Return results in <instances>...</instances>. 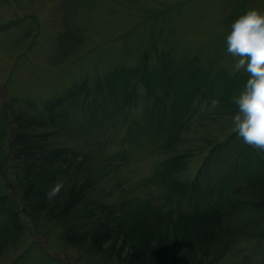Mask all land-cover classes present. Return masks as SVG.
I'll list each match as a JSON object with an SVG mask.
<instances>
[{
  "label": "rangeland",
  "instance_id": "374dc122",
  "mask_svg": "<svg viewBox=\"0 0 264 264\" xmlns=\"http://www.w3.org/2000/svg\"><path fill=\"white\" fill-rule=\"evenodd\" d=\"M251 8L264 11V0H0V114L11 117L12 111L21 110L30 118L43 119L46 100L63 96L75 83L85 81L91 88L113 68L135 66L147 52L150 65L156 62L155 53L165 50L173 62L196 56L202 68L212 60V68L232 72L235 60L227 53L226 36L232 23ZM82 104L85 109L73 107L74 114L61 130L54 123L45 129L55 132L47 137L52 145L74 152L73 162L83 159L80 173L65 176L63 182L90 179L87 195L96 202L116 205L154 198L157 191L148 180L157 164L174 153L186 154L180 179L197 177L212 184L230 169L228 151L234 150L236 141L244 144L237 136L227 148L216 147L233 132L234 114L220 113L207 100L195 106L170 147L164 145V136L152 137L143 129L145 121L131 124L135 118L144 120L139 117L144 105L140 98L127 117L101 119L105 116L97 112L96 119L88 112L91 98ZM109 104H101V111L112 109ZM12 134L9 128L1 147L7 164ZM11 193L14 204L17 198ZM17 202L23 231L3 243L0 264H125L115 254L90 255L86 242H64L61 225L42 213L32 221ZM262 242H237L216 264H264Z\"/></svg>",
  "mask_w": 264,
  "mask_h": 264
},
{
  "label": "trees",
  "instance_id": "16d2710c",
  "mask_svg": "<svg viewBox=\"0 0 264 264\" xmlns=\"http://www.w3.org/2000/svg\"><path fill=\"white\" fill-rule=\"evenodd\" d=\"M148 57L149 52L143 53L135 66L113 68L91 88L85 81L75 83L63 96L46 100L43 119L30 118L21 110L12 111L11 117L0 114V249L23 231L17 201L32 221L44 214L48 221L61 225L64 242H86L84 249L90 255L115 254L125 264H216L237 242L263 243L264 152L240 141L225 158L229 171L212 184L197 177L180 179L186 154L174 153L157 164L148 180L157 191L154 198L116 205L96 202L87 195L88 178L65 180L57 197L45 198L57 181L75 178L83 164V159L73 162L74 152L67 146L52 145L47 137L55 132L45 128L54 123L61 130L74 114L72 108L81 107V112L89 97L93 103L89 114L96 118L97 112L103 113L101 119L116 114L127 117L140 98L144 105L139 117L144 120L135 118L131 124L145 121L143 129L152 137L164 136L166 147L177 141L185 120L203 100H218L222 114L237 112L232 98L244 89L248 73L212 68V60L202 68L196 56L173 62L165 50L155 53L154 65L148 64ZM95 96L100 97L97 103ZM106 102L112 109L101 111L100 105ZM9 128L13 134L7 149L12 154L7 164L1 147ZM234 137L238 138L232 132L216 147L227 148ZM11 179L17 198L14 204Z\"/></svg>",
  "mask_w": 264,
  "mask_h": 264
},
{
  "label": "clouds",
  "instance_id": "9594fccd",
  "mask_svg": "<svg viewBox=\"0 0 264 264\" xmlns=\"http://www.w3.org/2000/svg\"><path fill=\"white\" fill-rule=\"evenodd\" d=\"M227 53L235 62L233 72L245 71L249 78L244 89L232 98L238 106L232 116V131L244 144L264 152V11L251 8L231 25L226 36ZM218 100L211 107H218ZM64 182L57 181L45 194L49 201L57 197Z\"/></svg>",
  "mask_w": 264,
  "mask_h": 264
}]
</instances>
